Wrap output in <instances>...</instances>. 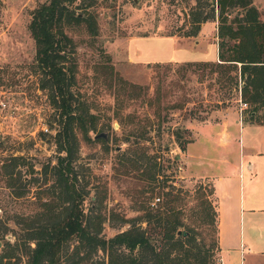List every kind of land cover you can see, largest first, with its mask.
Instances as JSON below:
<instances>
[{"label":"rangeland","instance_id":"obj_1","mask_svg":"<svg viewBox=\"0 0 264 264\" xmlns=\"http://www.w3.org/2000/svg\"><path fill=\"white\" fill-rule=\"evenodd\" d=\"M46 1L0 0V99L5 104L0 108V165L9 156L24 158L15 167L22 182L14 181L11 189L0 179V256H11L2 263H26L23 250L27 242L21 229L39 209L40 189L52 183L48 169L58 154L54 134L61 125L60 110L36 67L35 47L27 29L32 10ZM209 2L214 6L215 0H96L92 6L96 34L82 26L66 30L74 43V99L94 124L86 136L75 130L73 165L86 190L83 211L99 224L102 237L129 227L130 222L123 219L140 214L136 203L145 200L151 186L155 190L172 186L182 191L185 200L182 221L193 227L195 242L210 253L213 233L195 214L200 198L184 194L192 195L196 188L207 194L212 188L208 179L193 175L187 166L185 148L193 139L194 127L236 119L232 125L240 134L233 147L238 143L244 158L259 146L264 157L263 130L249 123H264V105L250 113L246 103L239 110L244 77L239 76L238 66H215L217 58L169 61L213 60L219 41L216 13L205 21L208 24L197 45V33L188 37V43L168 38L186 37L182 34L193 27L188 11L208 14ZM251 4L264 20V0H251ZM227 13L230 19L242 10L229 8ZM198 130L194 152L206 144L212 126ZM100 132L105 138H94ZM141 190L146 192L140 194ZM12 191L19 196H12ZM154 196L145 200L146 205L157 203L158 195ZM31 219L34 223L38 217ZM135 222L146 227L142 220ZM71 249L72 245L64 249V264L78 259L69 258ZM212 252V264H217V250ZM79 254L83 260L76 264H101L104 259L100 250Z\"/></svg>","mask_w":264,"mask_h":264},{"label":"trees","instance_id":"obj_2","mask_svg":"<svg viewBox=\"0 0 264 264\" xmlns=\"http://www.w3.org/2000/svg\"><path fill=\"white\" fill-rule=\"evenodd\" d=\"M95 4L96 0H47L32 10L27 25L35 47L36 67L51 97L56 100L53 104L60 110L62 121L54 134L58 154L48 169L52 183L40 189L37 196L39 209L29 217L31 222L21 229L22 238L27 242L23 250L25 264H64V249L70 245L69 258H78L72 264L83 260L79 253L97 250L104 254L101 264H212V249L217 250L216 213L209 197L212 188L207 194L201 193L199 188L192 195L184 193L188 197L200 198L195 214L199 222L207 223L213 233L214 237H211L208 246L210 253H207L201 242H195L193 227L182 221L185 200L180 194L183 193L178 188L172 190L170 185L171 188L166 190L161 188L162 185L156 190V186H151L145 200L148 202L156 194L161 197L156 196L157 203L146 205L145 200L137 202L136 210L140 214L123 219L130 222L129 227L109 237L100 236L96 227L99 224L93 223L83 211L82 201L86 190L79 183L73 165L75 130L86 136L94 124L87 121L86 112L78 107L74 99L71 88L74 81V43L66 30L71 26H82L90 34H96L95 13L92 9ZM208 4L211 6L208 14L188 11V22L193 27L182 35H195L200 23L213 19L216 13V37L219 41L216 47L218 62L215 66H238L239 76L244 77L240 98L245 104H250V113L254 112L264 105V20L251 0H215L214 6L210 2ZM229 8H239L242 13L229 19ZM250 122L262 123L256 120ZM180 148L183 150L184 146ZM23 162V157L15 155L2 160L0 179L4 186L14 188V181L19 180L15 167ZM154 175L155 172L151 177ZM144 192L141 190L140 194ZM10 193L14 197L19 196V192ZM32 216L38 217L34 223ZM136 220L145 222L146 227L142 228ZM4 258L11 256L3 253L0 264H10L2 263Z\"/></svg>","mask_w":264,"mask_h":264},{"label":"crops","instance_id":"obj_3","mask_svg":"<svg viewBox=\"0 0 264 264\" xmlns=\"http://www.w3.org/2000/svg\"><path fill=\"white\" fill-rule=\"evenodd\" d=\"M206 24L208 22L200 24L195 45L201 41L202 29ZM147 37L150 36L140 38ZM168 38L180 43L190 42L188 37ZM214 47L213 60L169 61H215L217 53L216 46ZM129 58L131 60V57ZM236 122V119H232L196 125L193 139L185 148L186 160L189 163L187 166L193 175L208 179L212 184L210 200L216 213L217 259L220 260L217 264H264V157L261 155L263 151H260L259 146L252 148L250 154L248 152L243 158L239 144L233 147L236 135L240 134V129L236 134L233 128L232 123ZM253 124L257 125L251 126L252 128L263 130L264 137V123ZM208 126H212V132L207 137L206 144H202L203 146L194 152L193 145L199 138L198 129ZM241 162L245 167L241 168Z\"/></svg>","mask_w":264,"mask_h":264},{"label":"built area","instance_id":"obj_4","mask_svg":"<svg viewBox=\"0 0 264 264\" xmlns=\"http://www.w3.org/2000/svg\"><path fill=\"white\" fill-rule=\"evenodd\" d=\"M239 105H240L239 110H241L243 107L246 106V104L244 102H240V101H239ZM4 106H5L4 102L0 99V108H2ZM219 262H220V260L217 259V263H219Z\"/></svg>","mask_w":264,"mask_h":264},{"label":"water","instance_id":"obj_5","mask_svg":"<svg viewBox=\"0 0 264 264\" xmlns=\"http://www.w3.org/2000/svg\"><path fill=\"white\" fill-rule=\"evenodd\" d=\"M211 1L213 2V0ZM105 136H106L105 133L100 132V133L95 134L94 138H105Z\"/></svg>","mask_w":264,"mask_h":264}]
</instances>
